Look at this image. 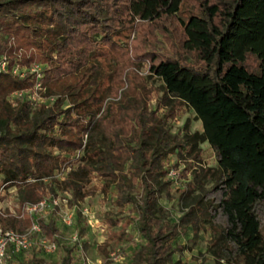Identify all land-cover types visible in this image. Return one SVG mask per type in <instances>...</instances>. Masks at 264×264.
Returning a JSON list of instances; mask_svg holds the SVG:
<instances>
[{"label":"trees","instance_id":"obj_1","mask_svg":"<svg viewBox=\"0 0 264 264\" xmlns=\"http://www.w3.org/2000/svg\"><path fill=\"white\" fill-rule=\"evenodd\" d=\"M130 36L148 46L133 43L128 56ZM1 58L0 187H15L20 206L46 193L67 194L76 206L98 191L115 210L126 207L102 217L103 264H181L176 238L194 233L199 220L210 229L206 249L217 264H264L255 210L264 200V0H0ZM31 63L42 65L38 80L11 72ZM152 90L159 114L146 105ZM32 91L43 102H32ZM181 109L200 129L190 131L185 118L179 134L170 131L167 119ZM202 143L214 164L194 168L193 182L219 190V199L187 197L186 186L173 221L158 202L169 189L164 165L169 155L200 160ZM210 210L224 226L213 228ZM53 211L2 215L0 225L20 232L35 220L62 250L60 264H73ZM41 252L32 247L19 263L43 264Z\"/></svg>","mask_w":264,"mask_h":264},{"label":"rangeland","instance_id":"obj_2","mask_svg":"<svg viewBox=\"0 0 264 264\" xmlns=\"http://www.w3.org/2000/svg\"><path fill=\"white\" fill-rule=\"evenodd\" d=\"M147 37H149V35H147ZM138 42L144 47L148 46L147 39H144L143 43L141 41ZM138 42H133L132 36H130L128 40V56H131L134 52L131 44H138ZM144 75V67L134 71V84H139ZM158 83L159 82L156 81L155 85H158ZM33 95L34 99H31L32 102H43V99L39 96L38 92H35ZM157 96L158 93L156 91H150L146 105L147 107H150V109H153L154 111L156 110V113L159 114L163 109L160 107V102H157ZM185 118L189 119L188 125L190 131L200 129V123L198 120L192 118L191 111L181 109L177 114L172 115L167 119V122L170 125V131L179 134ZM199 146L201 151L198 158L200 160L176 158L174 155H169L168 162L164 165L167 170L165 178L170 180L169 189L160 194L158 202L165 210H168L169 218L173 221L177 219L183 210L182 199L179 198V192L186 186L187 190H189L185 194L187 197L202 194L203 200L211 201L213 203H216L219 199V190L210 189L209 184L207 183L198 186L193 182L192 171L194 168L199 165L214 164V151L206 143H202ZM91 181L99 186L96 177H92ZM17 194L15 187H8L5 190H0V212L2 215L11 214L18 219H22L26 216L17 202ZM47 196L48 194L46 193L42 197ZM102 196L103 195L97 191L93 196L86 197L81 202H78L76 206L68 204V201L66 200V198H68L67 194L57 193L55 196L59 208L67 207L70 211L72 210V219H74L69 225L58 220V207L54 208L53 215L61 242L71 248L73 264H103L104 259L96 247V244L103 240L106 235V226L102 221V217L108 212H113L119 216L126 212V207L121 211L115 210L109 205V201ZM255 210L260 224L264 227V200L256 204ZM209 215L211 216L210 224L213 228L219 229L224 226V218L218 210H210ZM77 221H79L78 226L76 224ZM122 221L123 219H121L116 226L112 227V230L117 231L120 229ZM207 227V223L199 220L194 233L188 228L184 233L178 235L175 243L179 245L180 250L175 251L173 257L178 258L181 264H217L216 257L206 249V246L210 242L211 235L210 229ZM124 231L127 234H131L132 238H138L136 234L130 230L129 226L125 227ZM120 246H123L127 254L131 252V247L128 242L123 241ZM115 253H118V251ZM62 254V250L55 246L54 251L50 253L41 252L38 255L43 258V264H60ZM109 254L113 256L112 251H110ZM119 255L120 254H118V256ZM29 256V252L19 254L18 258L10 259L8 264H20V261L26 262Z\"/></svg>","mask_w":264,"mask_h":264},{"label":"built area","instance_id":"obj_3","mask_svg":"<svg viewBox=\"0 0 264 264\" xmlns=\"http://www.w3.org/2000/svg\"><path fill=\"white\" fill-rule=\"evenodd\" d=\"M5 69L4 58L0 59V70ZM27 71L32 73L36 80L41 76V64L31 63L27 66L18 68L13 66L11 72L22 76ZM39 83H35V88H38ZM36 91H32L28 98L34 99ZM23 94L22 91H15L12 96L18 97ZM0 190L2 188L0 187ZM56 197H43L34 203H24L21 205V210L26 215H31L36 218L37 216H44L50 210H54L58 207V220L66 225L72 223V210L67 207L59 208ZM0 215L2 213L0 212ZM32 247L39 248L43 253H50L55 250L54 242L47 239L41 232L38 223L32 220L28 226L22 231L18 232L10 228H6L0 225V264H8L13 255L23 254L29 252Z\"/></svg>","mask_w":264,"mask_h":264}]
</instances>
